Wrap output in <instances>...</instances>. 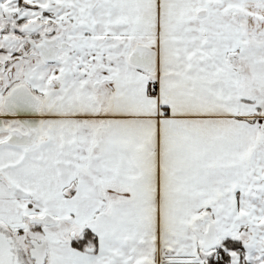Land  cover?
Here are the masks:
<instances>
[{
	"label": "snow or ice",
	"instance_id": "snow-or-ice-1",
	"mask_svg": "<svg viewBox=\"0 0 264 264\" xmlns=\"http://www.w3.org/2000/svg\"><path fill=\"white\" fill-rule=\"evenodd\" d=\"M0 264H264V0H0Z\"/></svg>",
	"mask_w": 264,
	"mask_h": 264
}]
</instances>
